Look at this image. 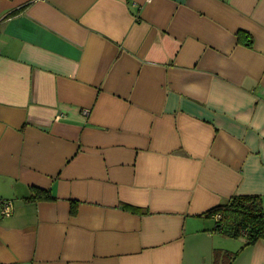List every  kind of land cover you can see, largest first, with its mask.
Wrapping results in <instances>:
<instances>
[{
  "label": "crops",
  "instance_id": "crops-1",
  "mask_svg": "<svg viewBox=\"0 0 264 264\" xmlns=\"http://www.w3.org/2000/svg\"><path fill=\"white\" fill-rule=\"evenodd\" d=\"M234 195L264 210V0H0V264H264Z\"/></svg>",
  "mask_w": 264,
  "mask_h": 264
},
{
  "label": "trees",
  "instance_id": "trees-1",
  "mask_svg": "<svg viewBox=\"0 0 264 264\" xmlns=\"http://www.w3.org/2000/svg\"><path fill=\"white\" fill-rule=\"evenodd\" d=\"M239 38L248 35L239 32ZM246 46H251V40L245 42ZM38 198L50 196L42 189H36ZM47 196V197H46ZM208 214L216 215L214 230L221 235L231 238H243L245 246L253 245L258 241H264V210L261 199L258 195H234L226 202L219 204L209 210ZM223 264H231L237 253H225ZM215 262L220 260L221 254L215 253Z\"/></svg>",
  "mask_w": 264,
  "mask_h": 264
},
{
  "label": "built area",
  "instance_id": "built-area-1",
  "mask_svg": "<svg viewBox=\"0 0 264 264\" xmlns=\"http://www.w3.org/2000/svg\"><path fill=\"white\" fill-rule=\"evenodd\" d=\"M13 213V202L0 199V217H7ZM218 218V217H217Z\"/></svg>",
  "mask_w": 264,
  "mask_h": 264
}]
</instances>
